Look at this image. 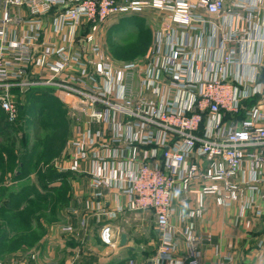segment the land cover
I'll return each instance as SVG.
<instances>
[{"label":"built area","instance_id":"2783aa9c","mask_svg":"<svg viewBox=\"0 0 264 264\" xmlns=\"http://www.w3.org/2000/svg\"><path fill=\"white\" fill-rule=\"evenodd\" d=\"M12 6L28 9L14 19ZM0 7V105L7 120H17L15 94L25 89L80 98L85 105L79 113L111 132L98 144L106 131L89 129L71 144L69 170L90 177L95 203L87 208L108 220L152 211L161 235L154 262L199 264L175 257L178 235L170 219L176 193L207 181L187 216H201L207 196L226 208L241 202L244 216L255 207L252 194L264 188V6L253 0H0ZM148 10L168 23L156 33L146 65L114 67L93 57L101 52L98 33L111 17ZM50 16L62 45L46 39L44 19ZM13 24L27 29L18 36ZM135 71L144 72L141 89L157 100L133 97ZM163 76L170 79L164 86ZM84 163L90 171L82 170ZM108 190L126 195L128 204L108 208ZM66 230L77 234L73 225ZM186 236L187 243L197 242L191 231ZM100 239L118 249L110 221Z\"/></svg>","mask_w":264,"mask_h":264},{"label":"crops","instance_id":"0c3cea01","mask_svg":"<svg viewBox=\"0 0 264 264\" xmlns=\"http://www.w3.org/2000/svg\"><path fill=\"white\" fill-rule=\"evenodd\" d=\"M253 1L259 7L264 6V0ZM228 3H230V0H228ZM26 8L25 6H12L11 11L14 19L20 17L19 14L21 12H27L28 8ZM147 13H153L155 16V27L152 33L146 35L144 45L141 46L137 54L128 56L127 58L116 55L118 63L110 60L109 63L114 67H119L125 63H135L140 67L147 64V52L156 33L160 30L163 22L168 23L167 18L165 20L155 10H148ZM2 14L3 7H0V18ZM138 15L141 14H122L111 17L103 28L100 29L98 41H101L103 33L107 30L106 27L108 26L111 37L121 39L125 32L131 31L134 26L139 25V21L136 19ZM44 22L47 28L46 39L62 45V37L52 32V16L45 18ZM122 23L125 25L124 28L120 26ZM11 27L17 32L18 36H21L27 29L26 25L13 24ZM143 46L144 49L142 50ZM250 56L252 59H255L256 53ZM93 57L98 60L102 59V51ZM144 77L145 74L143 71L133 72L131 81L133 97L135 99L145 97L157 100L158 98L150 90H142ZM166 82L170 83V79L163 76V86ZM30 90H39V88ZM73 101L78 109L83 108L85 105L78 97L73 98ZM0 113L6 118L5 113L1 109V105ZM73 123L76 127L77 134L79 130L82 136L89 129L93 131L100 128L105 130L106 136L104 135L103 139H96V141H99L98 144H101L100 141H106L111 138V132L106 130L105 126L93 122L91 124L88 117L81 113L76 121L73 120ZM76 138H78V135ZM71 155L73 156L72 150ZM89 167V163H84L82 170L90 171ZM68 173L75 174V176L77 174L79 177L77 180L74 178L71 180ZM2 175L3 172L1 173ZM1 179L0 187H14L15 189L21 187L15 184L13 185L10 182L8 183L6 179L3 180V177ZM30 182L35 188L23 194L25 202H33L31 199L51 202L54 192L59 187L63 189L66 185L74 187V191L73 193H69L71 195L63 196L58 206H48L51 208L45 210L46 217H43L45 221L38 220L40 216L33 211L32 215L26 217V213L31 209L29 207L31 203L28 207L20 210L19 213H13L20 220L21 232L19 233L13 227H10L8 223L6 226L3 225L0 229V260L6 263L12 261H27L29 264H128L131 261H134L135 264H156L154 261L159 254L161 235L157 231V237L154 236L153 233L148 231V225L144 224L145 216H153L155 220L154 227H156V218L152 211H126L118 214L112 220L99 216L95 213V209L87 208L86 206L88 202L95 203L89 187L90 177L86 174L71 172L69 168H62L56 179L46 182L49 184L47 188L52 190L51 193L40 189L39 186L38 190V182L36 184L34 181L30 180ZM207 183V181L201 180L194 184L193 192L180 191L175 195L173 215L170 219L178 235L179 252L175 257L187 260L194 259L199 264H264V247L259 245L260 242L264 241V188H261V193L252 194L255 200V207L247 210L244 216L240 215L241 202H236L229 208L221 207L216 204L212 196L206 197L205 208L201 216H187L189 210L197 208V190ZM35 190L38 191L35 192ZM105 193L104 200L106 206L111 210H115L118 204H128V197L124 194H118L116 191L109 190ZM247 196L249 195L247 194ZM5 198L6 200H13L12 197L8 196ZM5 198L2 199L4 200ZM54 200L56 199L54 198ZM257 211H261L262 215L257 216ZM182 212H186V216L181 218L180 214ZM106 221H110L112 224L115 239L119 243L118 249L114 251L104 246L100 239L101 229ZM33 222L38 224L36 228L33 227L34 230H31L30 224ZM70 225L76 228L77 234L66 230ZM189 231L197 239L196 243H187L186 235H188ZM29 235L32 236L29 237ZM123 235L126 236L125 244H122ZM26 236L28 237L25 239Z\"/></svg>","mask_w":264,"mask_h":264},{"label":"rangeland","instance_id":"374dc122","mask_svg":"<svg viewBox=\"0 0 264 264\" xmlns=\"http://www.w3.org/2000/svg\"><path fill=\"white\" fill-rule=\"evenodd\" d=\"M154 18L155 16L153 13L147 12L143 15L136 16L139 25L134 26L131 31L125 32L121 39L111 37L110 28L109 26L106 27L107 30L104 31L101 41H99L102 59L107 62L112 60L118 63L116 55H118V57L127 58L128 56L137 54L141 46L144 45L145 38L147 37L146 35L151 34L155 27ZM143 49L144 46L142 47V50ZM28 91L29 90L25 89L21 92H16L18 95L15 94V104L18 107V118L20 119L22 117L17 127L21 130H17L16 127L13 134H10L11 130L6 132L0 130V172L2 171V167H5V174L1 176L0 173V183L2 181L1 177H3V180L6 179L8 183H13V185L15 184L16 186L31 183L30 180L34 181L36 184L40 173L46 172L59 175L62 168H69V162L71 163L72 160L71 150L74 153V148L71 144L78 135L73 120L76 121L80 114L73 98L66 96V94H60L56 90L41 87L39 88L40 92L35 95L40 98L38 101L43 100L42 97H47V99L52 98L55 103L45 105L39 104L35 109L28 106V108H30L26 110L27 105L25 104ZM41 92L44 94H41ZM21 108L24 109L21 111ZM23 111L24 114L22 115ZM36 128L39 134L36 132ZM24 137L28 138V142L23 141ZM32 157H39V162L35 164L34 167L31 166L29 168L30 174H28L26 178L16 179L15 175L19 171L24 173L25 170L28 169V165L26 169L20 168V163L29 161ZM68 175H70L71 180L72 178L77 180L79 177V175L76 174L75 176V174L72 173H68ZM73 191L74 187L71 185H66L63 189L59 187L58 190L54 192V195L51 194L53 199H56L54 201L52 199V203L40 199H31L33 202L28 201L29 203L27 202L26 205L20 204L21 202L18 200H3L0 196V228L3 227V225L6 226L8 223L10 227H13L20 233V228L22 227L20 220L14 215L16 214L15 210H22L25 208L23 207L24 205L29 206L30 203L31 206L29 207H31V209H24L29 210L26 213V217L32 215L33 211L40 216L38 220L41 219L45 221L43 218L46 217L45 210L51 208L48 206H58L61 198L71 192L73 193ZM37 224L36 222L31 223V230H34L33 227L36 228ZM144 224H147L149 227L148 231L157 237L158 230L154 227L155 220L153 216H145ZM31 236L32 235H29V237ZM27 237L28 236H26L25 239Z\"/></svg>","mask_w":264,"mask_h":264},{"label":"trees","instance_id":"16d2710c","mask_svg":"<svg viewBox=\"0 0 264 264\" xmlns=\"http://www.w3.org/2000/svg\"><path fill=\"white\" fill-rule=\"evenodd\" d=\"M120 26L124 28L125 25H123V23H122V25H120ZM39 92H40L39 90H30V91H28V93H27V99H26V104H25V105H27L26 106V110H27L28 106L33 107V109H35V108H37V105H39V104H44L45 105V104H49V103H53V104L55 103L52 100V98L47 99V97H44V98L42 97L43 100L38 101L40 98L36 97L35 95H37V93H39ZM41 94H44V93L41 92ZM32 95H34V96H32ZM22 109H24V108H21V111H22ZM23 114H24V111L22 112V115ZM21 118L20 119L18 118V120L14 121V122H9L5 118V116L2 114L0 116V130L1 131H5V132L8 131V130H11V133L10 134H13L15 132V130H16V127L18 126V123L21 122L20 121ZM17 130H21V129L17 127ZM36 132L37 133L39 132V131H37V128H36ZM23 141L24 142H28V138L27 137H24ZM38 162H39V157H32L29 161L21 162L20 163V168H25L26 169V167L28 165V169L25 170L24 173L23 172H20V171L18 173L16 172L17 174L15 175V178L16 179H18V178H20V179L26 178L27 175L30 174L29 168L31 166L34 167V165L37 164ZM13 166H15V165H13ZM4 168L5 167H2V169H1L2 170L1 173L3 172V175L5 174V169ZM57 175L58 174L53 175V174H49V173H46V172L40 173L39 176H38L37 189L39 190V188H38V186H39L40 189L45 190L47 193H51L52 190L51 189L49 190L47 188V185H49V184H47L46 182L47 181H49V182L50 181H53L54 179L57 178ZM20 186L21 187L20 188H17V189H15L14 187L12 188V187L2 186V187H0V196L2 198H5L7 196L8 197H12L13 200H16L19 197V199H17V200L21 202L20 204H25L26 205L28 201L25 202V200L23 199V194H26L28 192V190H30V191L34 190L35 186L32 185L31 183H26L24 185L22 184ZM38 190H35V192L38 191ZM4 200H6V198ZM25 205H24V207H28V206H25ZM19 212H20V210H15V213L16 214L19 213Z\"/></svg>","mask_w":264,"mask_h":264},{"label":"water","instance_id":"95a60500","mask_svg":"<svg viewBox=\"0 0 264 264\" xmlns=\"http://www.w3.org/2000/svg\"><path fill=\"white\" fill-rule=\"evenodd\" d=\"M125 242H126V236L123 235V236H122V244H125Z\"/></svg>","mask_w":264,"mask_h":264}]
</instances>
